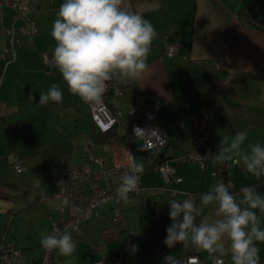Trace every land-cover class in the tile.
<instances>
[{"label":"crops","instance_id":"crops-1","mask_svg":"<svg viewBox=\"0 0 264 264\" xmlns=\"http://www.w3.org/2000/svg\"><path fill=\"white\" fill-rule=\"evenodd\" d=\"M63 2L30 0L28 15L38 32L28 35L21 28L30 23L25 13L18 14L0 0V49L14 47L13 54L0 59V229L22 249L14 264H39L41 234H49L50 216L56 212L53 184L67 167L86 164L100 168L129 153L137 162L146 161L145 171L140 175L139 193L119 202L121 221L112 220L115 202L109 200L79 230L65 229L78 241V264H164L168 255L184 264L190 253H197L204 264H212L209 254L194 245L177 243L169 248L164 243L166 229L173 223L167 204L173 198L171 193L190 194L201 205L200 197L217 182L212 160L203 168L180 164L166 181L155 169L157 157L141 151L144 139L135 138L131 143L129 127L149 109H156L158 122L168 134L163 154L171 158L191 149L196 133L193 114L206 106L210 144L217 152L222 139L227 137V148L236 132L247 133L245 147L249 143L264 146L262 0H124L131 11L151 21L158 36L143 78L126 84L113 80L118 92L110 93L109 98L120 117L107 132L94 123L89 104L68 90L58 68L48 69L43 62L41 52L56 45L51 29ZM5 27H12L14 34H7ZM176 40L182 43L181 51L168 55L165 44ZM215 79L226 80L224 90H216ZM54 84L62 88L63 102L40 105V94ZM224 161L218 162V170ZM231 174L234 184L230 191L238 199L242 198L240 189L249 185L264 196V177L257 179L241 166L233 167ZM216 207L215 203L203 206L197 222L203 216L216 219ZM254 211L264 228V215ZM129 231L137 241L135 248L126 238ZM257 246L260 264H264V243ZM59 257L61 264H68L67 256ZM224 258L226 264H232L230 255Z\"/></svg>","mask_w":264,"mask_h":264},{"label":"clouds","instance_id":"clouds-1","mask_svg":"<svg viewBox=\"0 0 264 264\" xmlns=\"http://www.w3.org/2000/svg\"><path fill=\"white\" fill-rule=\"evenodd\" d=\"M51 36L56 42L54 62L68 90L85 104H95L102 102L108 82L126 84L143 78L149 71L148 57L158 33L150 20L131 11L124 0H64L53 21ZM63 99L62 88L54 84L40 94L39 104L47 105L50 101L60 104ZM134 133L138 139L142 135L160 137L156 129L136 128ZM246 140V132H236L225 148L227 137H224L215 158L224 161L238 157L246 170L260 179L264 177V146L249 143L245 147ZM148 150L147 146H141V151ZM226 152L231 155L226 156ZM145 162L134 158L129 161L130 171L120 177L116 190L118 199L127 202L128 194L137 189ZM230 187L222 180L215 182L200 197L201 205L190 194L173 191V198L167 202L173 223L166 229L164 243L169 248L177 243L184 247L194 245L209 254L212 264H223L220 258L229 255L232 264H260L257 243H264V228L254 210L264 215V196L249 185L240 189L242 198L238 199ZM177 195L188 198L176 199ZM213 203L217 206V218L210 220L203 216L197 222L203 206ZM68 204L65 199L64 205ZM40 243L45 250H56L63 256L73 255L78 246L69 231L55 229L50 234H41ZM164 264L181 261L168 255Z\"/></svg>","mask_w":264,"mask_h":264},{"label":"built area","instance_id":"built-area-1","mask_svg":"<svg viewBox=\"0 0 264 264\" xmlns=\"http://www.w3.org/2000/svg\"><path fill=\"white\" fill-rule=\"evenodd\" d=\"M4 4L12 7L18 14L25 13L26 19L29 20V25H22V31L28 35H33L38 32V26L34 20L30 18L28 13L31 10L30 0H1ZM262 9L264 11V0H262ZM0 12V18H1ZM249 18L245 19L248 22ZM4 31L7 34L13 35L14 29L12 27H5ZM182 43L180 41L167 42L165 50L168 55H175L181 51ZM14 53V47L6 46L0 49V59H5ZM43 62L48 69L55 65L53 58V49H44L42 52ZM214 85L217 91L224 90L226 80L215 79ZM118 92V87L113 81L108 82V89L102 98V102L89 104L90 112L94 123L103 131H109L118 121L120 113L118 108L114 105V100L109 98L110 93ZM159 115L156 109H149L142 120L134 121L129 127V138L131 143L136 137L134 129L140 128L145 130L156 129L160 137L145 136V146L149 148L148 153L157 157L155 169L159 171L166 181H169L175 171L176 167L183 163H194L203 168L209 160H212L214 168L212 175L216 181H224L225 184H234L231 170L235 166H241L245 171L246 167L240 162L238 158L230 161H224L221 170H218V160L215 156L218 154L217 149L210 144V120L209 111L204 106L200 111L193 114V119L196 123V133L192 138V146L187 152L180 155H174L171 158L163 154V149L167 145L168 134L159 122ZM89 153V146L85 147ZM133 159L132 153L120 160H115L109 164H103L100 168H93L90 165L69 166L64 173L58 176L53 184L54 196L56 198L55 214L50 216L51 227L49 234L55 229L60 232L67 228L79 230L80 226L94 218L100 212L98 207L109 200L115 202L112 208V220L120 222L122 219L121 209L119 207L120 199L117 198L116 190L120 183V177L129 172V161ZM100 161V158H96ZM203 165V167H202ZM15 167L21 171V165L15 161ZM141 179H139L138 187L135 191L128 195L139 193L141 190ZM69 201L68 206L64 205V201ZM75 206V210L73 208ZM78 210V211H77ZM126 238L130 245L136 247V239L133 232L126 233ZM54 251H47L43 248L39 264H56ZM22 255L20 249L15 241L8 238L6 230L0 229V264H14V258ZM223 264H226L224 257H221ZM23 264H34L32 262H25ZM184 264H204L203 260L197 253H190L184 260Z\"/></svg>","mask_w":264,"mask_h":264},{"label":"rangeland","instance_id":"rangeland-1","mask_svg":"<svg viewBox=\"0 0 264 264\" xmlns=\"http://www.w3.org/2000/svg\"><path fill=\"white\" fill-rule=\"evenodd\" d=\"M19 223L16 224V227L18 226ZM78 248H79V246H77V250H78ZM77 250H76V252H77ZM76 252L73 255H71V256H67V258H68L67 259L68 264H78L79 260H78V255L76 254ZM59 256H60V254L57 253V257H58L57 264H61V262H62L61 261V258Z\"/></svg>","mask_w":264,"mask_h":264},{"label":"trees","instance_id":"trees-1","mask_svg":"<svg viewBox=\"0 0 264 264\" xmlns=\"http://www.w3.org/2000/svg\"><path fill=\"white\" fill-rule=\"evenodd\" d=\"M107 132V131H106Z\"/></svg>","mask_w":264,"mask_h":264}]
</instances>
